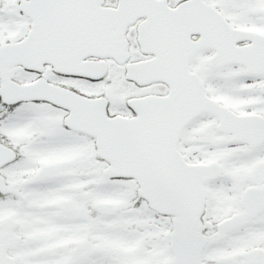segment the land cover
Listing matches in <instances>:
<instances>
[{"label":"snow or ice","instance_id":"obj_1","mask_svg":"<svg viewBox=\"0 0 264 264\" xmlns=\"http://www.w3.org/2000/svg\"><path fill=\"white\" fill-rule=\"evenodd\" d=\"M0 264H264V0H0Z\"/></svg>","mask_w":264,"mask_h":264}]
</instances>
